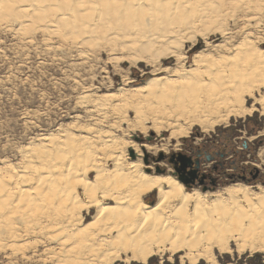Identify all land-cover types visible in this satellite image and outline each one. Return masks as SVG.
I'll list each match as a JSON object with an SVG mask.
<instances>
[{
	"label": "bare ground",
	"instance_id": "obj_1",
	"mask_svg": "<svg viewBox=\"0 0 264 264\" xmlns=\"http://www.w3.org/2000/svg\"><path fill=\"white\" fill-rule=\"evenodd\" d=\"M224 1L232 5L237 0ZM219 2L0 0V21L16 20L15 26H7L14 35L39 31L50 40L57 37L76 47H92L96 39L105 41L107 32L118 37L116 32L130 28L148 29L142 33L141 38L148 35V39L140 43V49L148 52L157 43L167 49L157 50L164 56L163 63L175 60L174 66L162 69V75L150 71L156 75L127 90L128 98L145 99L158 109L150 127L140 126L132 133L146 143L154 131L155 146L126 144V151L132 150L136 160H123L116 147H106L113 140L103 142L107 137L100 130L88 129L91 138L78 137L80 143L68 132L41 136L39 145L21 150L20 164L0 168V249L29 240L55 244L57 252L51 257L57 264H147L155 257L160 261L164 257L170 264L173 257L179 264H221L219 260L228 257L264 254V187L236 181L206 191L210 187L185 186L173 170L154 174L142 164L150 151L153 166H161L155 156L171 153L167 145H160L165 132L169 131L166 143L174 140L172 151L177 152L193 127L207 133L226 125L231 117L256 111L264 116V43L254 48L244 38L217 59L196 51L190 62L173 48L185 46L183 30L196 33L202 16H211ZM208 23L212 25L207 22L205 27ZM249 99L252 102L247 104Z\"/></svg>",
	"mask_w": 264,
	"mask_h": 264
},
{
	"label": "rangeland",
	"instance_id": "obj_2",
	"mask_svg": "<svg viewBox=\"0 0 264 264\" xmlns=\"http://www.w3.org/2000/svg\"><path fill=\"white\" fill-rule=\"evenodd\" d=\"M218 2V10L212 12L213 16H219L216 13L221 15L219 20L214 16V21L217 19L216 25L212 13L211 16H202L201 24L197 20L199 14H196L197 19H193L200 25L198 27L196 24V33L192 31L189 35L184 29L181 34L186 36L183 39L187 41L185 46H179V49L172 46L177 54H184L186 61L190 62L196 51L217 59L226 53L231 45L244 38L252 41L254 48L258 43H264V0H237L232 5H228L226 1ZM221 3L224 5L221 6ZM238 3L241 4L239 9ZM232 8L237 10L233 11ZM204 18L208 20L205 22ZM207 22H212L215 28L209 26V23L205 27ZM13 24H17L16 20L0 21V168L5 164L11 168L20 164L21 150L30 145H39L41 136L63 132L71 133L80 143L78 137L91 138L92 133H89L88 129H93L91 132L100 130L107 137L101 141L113 140L114 146L109 143L106 147L113 150L116 147V152L128 163L137 159L132 150L126 151V144L129 142L155 146L154 131L146 137V143H141L142 140L134 138L132 133H136L140 126L150 127L156 120L158 109L149 106L145 99L138 98L140 101L136 99L137 102L134 98H128V91L132 86L141 85L156 74L162 75V69L174 66L175 60L172 59L170 65L163 63L164 56L160 53L158 55L157 50L167 49L157 43H153L152 49L148 51L149 56L148 52L140 49V43L143 45L142 41L148 39V35L145 39L141 38L148 29H143V32L130 28L121 33L116 32L119 33L118 37L107 32L108 36L107 33L104 34V39L107 38L105 41L96 39V44L92 43V47H76L62 42L57 37L50 40L39 31L14 35L7 28L8 25L13 27ZM28 36L31 38H27ZM135 41L138 42L137 46L133 45ZM198 42L199 46L189 52L188 48ZM131 46L133 50L130 49ZM262 46L264 47V44ZM150 57L154 60H149ZM156 69H160L159 72ZM132 70H135L136 74ZM150 71H156V74ZM94 102L99 103L100 107L95 108ZM251 102L252 99H249L247 104ZM117 104L119 108H115ZM263 129L264 116L257 111L241 118L231 117L226 125L217 126L207 133L193 127L189 136L184 139L185 144L177 146V152L172 151L174 140L166 143L168 131L165 132V140L160 142V145H167V152L171 153L155 156L161 166L152 165V151L147 154L149 157L142 159V164L150 166L153 170L147 172L154 171V174L164 175L167 169L173 170L185 186L210 187L206 191H214L217 187L236 181H247L244 183L264 187ZM110 150L105 152L109 153ZM253 164L258 167H253ZM152 198H155V194ZM93 213L94 211L89 214ZM9 244L0 249V264H57L51 257L53 252H57L55 244L47 245L33 240L24 244L19 242L16 246ZM219 261L221 264H264V254L250 256L246 253L239 258L233 256L228 257V260ZM171 262L179 264L176 257H173ZM147 264L170 263L165 262L164 257L161 261L155 257Z\"/></svg>",
	"mask_w": 264,
	"mask_h": 264
},
{
	"label": "trees",
	"instance_id": "obj_3",
	"mask_svg": "<svg viewBox=\"0 0 264 264\" xmlns=\"http://www.w3.org/2000/svg\"><path fill=\"white\" fill-rule=\"evenodd\" d=\"M243 182H247V181H243ZM250 185H252V184H250Z\"/></svg>",
	"mask_w": 264,
	"mask_h": 264
},
{
	"label": "water",
	"instance_id": "obj_4",
	"mask_svg": "<svg viewBox=\"0 0 264 264\" xmlns=\"http://www.w3.org/2000/svg\"><path fill=\"white\" fill-rule=\"evenodd\" d=\"M185 165H183V167H184Z\"/></svg>",
	"mask_w": 264,
	"mask_h": 264
}]
</instances>
